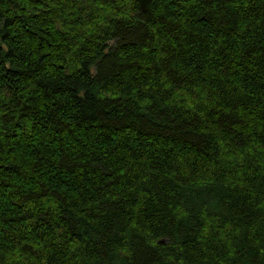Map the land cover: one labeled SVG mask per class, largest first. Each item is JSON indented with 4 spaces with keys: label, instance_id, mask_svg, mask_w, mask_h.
Returning a JSON list of instances; mask_svg holds the SVG:
<instances>
[{
    "label": "trees",
    "instance_id": "1",
    "mask_svg": "<svg viewBox=\"0 0 264 264\" xmlns=\"http://www.w3.org/2000/svg\"><path fill=\"white\" fill-rule=\"evenodd\" d=\"M0 264H264V0H0Z\"/></svg>",
    "mask_w": 264,
    "mask_h": 264
},
{
    "label": "water",
    "instance_id": "2",
    "mask_svg": "<svg viewBox=\"0 0 264 264\" xmlns=\"http://www.w3.org/2000/svg\"><path fill=\"white\" fill-rule=\"evenodd\" d=\"M150 0H139L140 9L143 12L148 11Z\"/></svg>",
    "mask_w": 264,
    "mask_h": 264
}]
</instances>
